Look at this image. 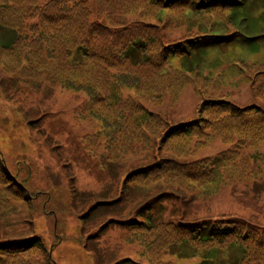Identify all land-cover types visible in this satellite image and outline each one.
<instances>
[{"label": "trees", "instance_id": "16d2710c", "mask_svg": "<svg viewBox=\"0 0 264 264\" xmlns=\"http://www.w3.org/2000/svg\"><path fill=\"white\" fill-rule=\"evenodd\" d=\"M256 4L264 8V0H95V10L88 0H0V65L23 78H38L52 87L72 90L76 101L82 94L80 114L101 122V132H106L109 143L108 158L120 159L138 154L141 142L149 141L151 134L167 124L161 113L147 112L146 103L159 105L166 94L173 95L186 82L187 75L173 67L170 58L192 55L194 49L204 56L200 52L264 36V26L254 37L240 30L214 28L215 19L217 24L227 17L232 22L238 18L251 21ZM183 27L180 37H168V32ZM252 87L258 96L259 91ZM125 88L133 89L134 94L124 93ZM100 135L98 131L85 138L94 148ZM214 136L230 147L214 157L191 162L161 158L135 169L129 182L173 180L193 192L195 186L205 188L218 172L231 183L257 176L260 170H255L243 150L264 140V108L207 98L196 119L166 128L161 145L164 149L172 144L173 153L185 155L193 139L196 146ZM22 183L0 155V209L25 197ZM128 191L116 199L97 201L83 218L89 220L105 208L118 211ZM170 195L165 191L142 202L130 216L113 212L90 237L98 239L108 225L119 224L129 230L130 238L148 241L147 251H140L147 262L124 257L112 264H172L163 258L167 253L178 257L200 254L196 264H264V227L238 218L161 219L162 203ZM159 239L164 241L161 246ZM44 248L39 236L0 240V264H29L28 255Z\"/></svg>", "mask_w": 264, "mask_h": 264}, {"label": "rangeland", "instance_id": "374dc122", "mask_svg": "<svg viewBox=\"0 0 264 264\" xmlns=\"http://www.w3.org/2000/svg\"><path fill=\"white\" fill-rule=\"evenodd\" d=\"M88 1L95 10V0ZM256 8L249 22L245 18L232 22L227 17L217 24L214 18V28L259 36L264 8L262 4H256ZM183 29L170 30L168 37H180ZM193 51L192 55L170 58L173 67L187 75L186 82L173 95L166 94L159 105L146 103L147 112L161 113L167 124L151 134L149 141L141 142L138 154L129 153L120 159L108 158L109 143L106 132H101V122L92 115L80 114L82 94L76 101L72 90L52 87L38 78H23L0 65V155L10 172L23 182L25 191L24 198H15L8 208L0 209V240L39 236L45 248L28 255L29 264H112L124 257L147 262L140 251H147L148 241L130 238L129 230L119 224L108 225L98 239L90 237L107 223L113 209H101L89 220L83 218L97 201L119 198L127 190L128 198L116 211H122L123 216H130L142 202L169 191L171 195L161 206V219L238 218L264 227V140L243 150L260 172L241 183L227 181L220 172L205 188L195 186L193 192L180 188L173 180L129 182L135 169L161 158L191 162L214 157L230 147V143L214 136L196 146L193 139L185 155L173 153L172 144L163 149L161 137L166 128L196 119L205 99L223 98L240 106L264 108V87H258L264 83V36L200 52L204 56ZM252 85L259 91L258 96ZM126 92L134 94L130 88H125ZM98 131L101 135L93 148L85 137ZM95 241L98 244L94 246ZM157 244L161 246L164 241L159 239ZM195 256L167 253L163 258L172 264H196L202 257Z\"/></svg>", "mask_w": 264, "mask_h": 264}]
</instances>
